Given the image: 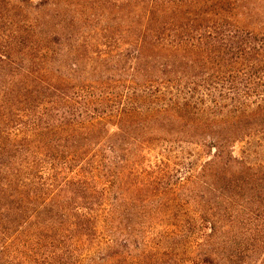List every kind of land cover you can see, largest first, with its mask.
Masks as SVG:
<instances>
[{"label":"trees","instance_id":"16d2710c","mask_svg":"<svg viewBox=\"0 0 264 264\" xmlns=\"http://www.w3.org/2000/svg\"><path fill=\"white\" fill-rule=\"evenodd\" d=\"M247 2L0 0V264H264Z\"/></svg>","mask_w":264,"mask_h":264},{"label":"rangeland","instance_id":"374dc122","mask_svg":"<svg viewBox=\"0 0 264 264\" xmlns=\"http://www.w3.org/2000/svg\"><path fill=\"white\" fill-rule=\"evenodd\" d=\"M245 1V0H244ZM246 3L248 7L251 9H255L256 12L262 13L264 15V0H247ZM261 14V15H262ZM251 143H243L236 148V154L238 156H245L248 158L250 156V160L252 162L264 160V136H259L250 140ZM188 148V146H185ZM194 153L196 154L194 157H190L195 165L200 164L202 161L207 159V156L201 152L198 148L192 147ZM250 149L251 154L247 155V153H242L243 150Z\"/></svg>","mask_w":264,"mask_h":264}]
</instances>
